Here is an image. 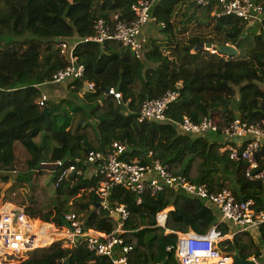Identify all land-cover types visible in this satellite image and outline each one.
<instances>
[{"label": "trees", "instance_id": "16d2710c", "mask_svg": "<svg viewBox=\"0 0 264 264\" xmlns=\"http://www.w3.org/2000/svg\"><path fill=\"white\" fill-rule=\"evenodd\" d=\"M140 1L0 0V198L20 206L32 220L63 228L68 226L65 216L74 213L85 230L116 232V219L99 206L98 180L73 173L58 183L60 169L47 171L48 179L33 178L46 173L43 163L64 161L83 169L90 152L106 154L115 142L127 147V162L159 160L175 177L207 184L214 192L228 188L238 199L264 205L263 187L246 180L245 163L221 152L234 142L220 131L190 135L180 126L186 118L200 123L206 117L218 118L221 129L235 119L264 123V36L238 18L214 15L215 2L204 9L194 0H160L152 10L155 22L144 27L146 42L139 57L116 41L78 44L73 55L85 67L84 76L62 84L71 98L85 102L55 104L51 98L39 106L43 88L69 65L60 45L72 47L92 37L98 20L110 21L118 12L134 20L132 7ZM258 1L264 6V0ZM194 23L197 27L190 32ZM156 29L161 39L150 37ZM200 44L231 45L239 54L226 60L206 48L196 52ZM86 85L93 89L83 93ZM109 89L122 94V100L107 96ZM167 92L180 96L167 109L165 120L139 122L143 103ZM17 144L29 155L24 171L16 169ZM108 202L130 211L120 234L133 247L130 264H178L177 233L206 234L219 220L212 207L169 188L141 197L114 188ZM163 211H169L165 228L157 226V215ZM218 229L229 232L226 224ZM251 240L241 234L221 247L228 245L230 253L239 251L245 260L259 257ZM18 264L111 262L83 245L70 249L56 242L29 252Z\"/></svg>", "mask_w": 264, "mask_h": 264}, {"label": "built area", "instance_id": "2783aa9c", "mask_svg": "<svg viewBox=\"0 0 264 264\" xmlns=\"http://www.w3.org/2000/svg\"><path fill=\"white\" fill-rule=\"evenodd\" d=\"M159 1L142 0L132 7L134 20H129L118 12L110 21L98 20L92 37L75 42L72 47L66 43L61 44V52L68 57L69 65L53 76L51 84H62L69 80L83 78L85 67L79 64L73 55L78 44L116 41L134 51L139 57L146 42L143 36L144 27L155 22L152 10ZM213 2L216 4L213 7L214 15L219 18H238L242 22L258 27L264 36V6L258 0H194L197 7L204 9L210 7ZM207 50L213 54H219L214 49ZM224 58L227 60L229 57L224 56ZM89 88L92 90L93 86L89 85ZM107 96H112L118 101L122 100V94L115 89H109ZM179 96V92H167L162 97L144 102L140 110L139 122L164 121L167 109ZM47 100L48 97L44 95L38 102L39 106L44 107ZM180 126L183 132L190 135H205L212 131L215 133L220 131L227 141L234 142L224 146L221 152H229L230 159L233 161L244 162L246 180L261 183L264 190V123L250 124L241 119H235L221 129L216 119L206 117L200 123H194L186 118ZM126 153L127 147L121 142H115L106 154L90 152L83 163L85 165L83 169H78L75 164L66 165L64 161L42 164L56 166L61 170L58 183L73 173L98 180L99 187L96 194L100 199L99 206L108 210L111 217L115 214L118 216L116 232L104 234L94 229L85 230L79 216L74 213L65 216L68 226L63 227L62 232L48 224L43 225L50 228L42 229L35 225L20 208L11 204L10 206L0 205V254L32 252L41 242L44 243V240L53 237L49 233L50 229H53L62 236L61 239H64L66 248L83 245L91 253L107 258L111 264H130L129 254L133 251V247L126 245L120 237L123 225L130 217V211L125 205L111 207L108 202L110 191L114 188H122L141 197L146 193L155 195L168 188L178 190L183 187L184 193L212 207L218 213L219 220L217 225L206 234L177 233L178 264H234V255L227 250L229 246L221 247V244L232 241L241 234H248L261 248L259 257L248 260L254 264H262L264 205L258 206L253 199H238L227 188L214 192L207 184H195L190 181L184 185L186 177H175L159 160H153L147 164L127 162ZM138 203H141L140 199ZM167 216L164 225L157 224L158 227L165 228ZM221 224L229 227L227 234H222L218 229ZM171 250L172 248H168V251Z\"/></svg>", "mask_w": 264, "mask_h": 264}, {"label": "rangeland", "instance_id": "374dc122", "mask_svg": "<svg viewBox=\"0 0 264 264\" xmlns=\"http://www.w3.org/2000/svg\"><path fill=\"white\" fill-rule=\"evenodd\" d=\"M201 19H203V17H201L200 18V20ZM197 27V25L194 23L193 25H191V27H190V32H192V30H194L195 28ZM158 30L156 29L155 31H154V33H152L151 34V36L150 37H157L158 39H161V37L159 36V34H158ZM148 41H149V39H148ZM251 41V37L248 39V42H250ZM222 57H224V56H222ZM55 84H50L49 86H47V87H45V88H43V92L44 93H47V94H49L50 93V96H48L47 94V97H48V99H49V101H50V99L53 101V102H55V104H61V103H63L64 102V100H69V101H71L74 105H81L82 103H84L85 102V100L84 99H79L78 98V96H76V97H74V98H71L70 97V94L68 93L67 94V92L65 93V91H66V84H63V86H65V91L63 90V88L60 90V88L58 87V91L56 90H53V86H54ZM261 87H262V89H264V84H262L261 85ZM55 88H57V87H55ZM53 92H55V93H53ZM56 96H58V98H55ZM64 106H66V104H64ZM216 121H217V123L219 124V120H218V118L216 119ZM158 137H159V135H158ZM220 140V139H219ZM15 153H16V169L18 170V171H24V170H27V161H28V159H29V155H28V153L26 152V150L20 145V144H17L16 145V148H15ZM49 175H51L49 172H47L46 171V173H44V174H41V177H39V175L38 174H34L33 175V178L34 179H41V180H43L44 178L45 179H48V176ZM10 185V184H9ZM44 190H45V185L43 184L42 185V187L39 189V191L42 193V192H44ZM20 191H23V189H21ZM10 204L11 205H13V206H15L16 208H20L21 209V207L20 206H17V205H14L13 203H11V202H3V197H1L0 198V205H4V206H10ZM170 211V210H169ZM34 223H35V225H38L39 227H42V229H45L46 227H45V225H43V224H47V223H44V222H41V221H39V220H32ZM48 225H51L52 227H55L57 230H59L60 232H62L63 231V228H59V227H57V226H55V225H53V224H48ZM48 228H50V227H48ZM50 231L51 232H49L51 235H53V237H51V238H49V239H46V240H44L45 242L43 243V242H41L40 243V245L37 247V249H35L34 251H36V250H39V249H42V248H45V247H49V246H51L52 244H54V243H56V242H61V244L63 245V247H65V245H64V243H63V240L64 239H61L62 238V236L61 235H59L57 232H55L53 229H50ZM57 234V235H56ZM244 239H245V241L247 242V243H249V238L246 236V237H243ZM252 241V240H251ZM253 243L255 244V242L253 241ZM256 245V244H255ZM257 246V245H256ZM66 248V247H65ZM71 249V248H70ZM28 254H29V252H28ZM28 254L27 253H17V254H12V252H5L4 254H0V264H18V263H20L21 261H23V260H25V259H27V257H28ZM253 256H255V255H252L251 257H253ZM250 257V258H251ZM261 263L262 264H264V259L263 260H261Z\"/></svg>", "mask_w": 264, "mask_h": 264}, {"label": "water", "instance_id": "95a60500", "mask_svg": "<svg viewBox=\"0 0 264 264\" xmlns=\"http://www.w3.org/2000/svg\"><path fill=\"white\" fill-rule=\"evenodd\" d=\"M204 48L207 49H214L216 50L220 55L222 56H225V57H229V58H235L238 56L239 54V51L231 46V45H224V46H220V45H217L215 46L214 48H211L210 45L208 46H205L204 44H200L197 48H196V52L199 51V50H203ZM88 90H90L89 88V85H86L85 86V89L83 91V93L87 92ZM41 169L42 170H46V171H50V170H56L58 169L56 166H49V165H42L41 166ZM115 219L118 218V216L115 214L113 216ZM237 253L234 255V264H254L252 261H249V260H245V259H242L238 253L239 251H236Z\"/></svg>", "mask_w": 264, "mask_h": 264}, {"label": "bare ground", "instance_id": "6f19581e", "mask_svg": "<svg viewBox=\"0 0 264 264\" xmlns=\"http://www.w3.org/2000/svg\"><path fill=\"white\" fill-rule=\"evenodd\" d=\"M211 133H212V134H215L214 131H212ZM187 183H189V181H188L187 178H185L184 185L187 184ZM177 191H178V192H183V187L179 188ZM165 211H166V210H165ZM165 211H163V212H161V213H159V214L157 215V224H159V225H161V226L164 225L165 218H166V216H167L168 213H169V211H168L167 213L164 214Z\"/></svg>", "mask_w": 264, "mask_h": 264}, {"label": "crops", "instance_id": "0c3cea01", "mask_svg": "<svg viewBox=\"0 0 264 264\" xmlns=\"http://www.w3.org/2000/svg\"><path fill=\"white\" fill-rule=\"evenodd\" d=\"M55 87H57V88H55ZM58 87L60 88V90L63 88V90L65 91V86H63V84H55V85L53 86V90H55V91L57 90V91H58V90H59ZM53 93H55V92H53ZM46 94H47V93H44L45 96H47V95L50 96V93L47 94V95H46ZM55 98H58V96H56ZM223 189H225V188H223ZM227 189H228V188H227ZM218 192H219V191H218ZM167 233H168V232H167ZM252 240H253V239H252ZM254 242H255V241H254ZM255 244L257 245V247L259 248V250H260V252H261V248H260L259 244H257L256 242H255ZM253 257H256V256H253ZM251 258H252V257H251ZM249 259H250V258H249ZM247 260H248V259H247ZM176 261H177V260H176Z\"/></svg>", "mask_w": 264, "mask_h": 264}]
</instances>
